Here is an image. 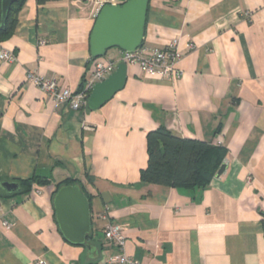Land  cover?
<instances>
[{
	"label": "crops",
	"instance_id": "0c3cea01",
	"mask_svg": "<svg viewBox=\"0 0 264 264\" xmlns=\"http://www.w3.org/2000/svg\"><path fill=\"white\" fill-rule=\"evenodd\" d=\"M104 1L26 0L0 41L16 57L0 59V183L20 187L11 196L0 187V264H109L111 223L140 264H264V0H149L144 47L178 39L182 77L128 65L124 89L102 108L57 105L28 74L78 92ZM160 127L225 148V172L204 190L141 183L147 135ZM34 177L50 183L20 184ZM66 180L91 198V252L59 229L54 197Z\"/></svg>",
	"mask_w": 264,
	"mask_h": 264
},
{
	"label": "water",
	"instance_id": "95a60500",
	"mask_svg": "<svg viewBox=\"0 0 264 264\" xmlns=\"http://www.w3.org/2000/svg\"><path fill=\"white\" fill-rule=\"evenodd\" d=\"M20 0H1V28L4 29L13 4ZM118 5H104L95 22L90 48L93 59L104 58L113 49L133 52L140 48L145 39L149 0H117ZM128 65L121 63L105 81L97 83L88 98L87 107L95 111L102 108L122 91L127 81ZM223 163L216 174L220 177L226 170ZM0 187L7 194H14L20 187L15 182H1ZM54 207L59 229L65 240L76 246L93 251L87 244L92 235L91 205L79 185L61 187L54 197Z\"/></svg>",
	"mask_w": 264,
	"mask_h": 264
},
{
	"label": "trees",
	"instance_id": "16d2710c",
	"mask_svg": "<svg viewBox=\"0 0 264 264\" xmlns=\"http://www.w3.org/2000/svg\"><path fill=\"white\" fill-rule=\"evenodd\" d=\"M26 0H20L12 5L5 28L0 26V41L7 39L14 31ZM67 0H37L40 6L59 3ZM1 12V0H0ZM1 25V22H0ZM144 46V43L143 45ZM85 84L79 89H84ZM147 167L140 172V182L172 187L176 189H206L216 176L226 157V149L207 142L181 139L174 136L166 128L160 127L147 135ZM47 179L34 177L20 184L27 189L34 184L46 186ZM67 185H79L76 180H66L57 185V191ZM55 193V194H56ZM15 194V193H14ZM9 196L13 194H8ZM90 201V197L86 194ZM94 242V235L89 236L87 244ZM76 246V245H75ZM84 248H86L84 246Z\"/></svg>",
	"mask_w": 264,
	"mask_h": 264
},
{
	"label": "built area",
	"instance_id": "2783aa9c",
	"mask_svg": "<svg viewBox=\"0 0 264 264\" xmlns=\"http://www.w3.org/2000/svg\"><path fill=\"white\" fill-rule=\"evenodd\" d=\"M120 3L117 0H105L102 5H118ZM182 58L183 54L179 50V41L173 39L163 49H149L141 46L133 52H123L120 59L105 57L95 59L93 71L86 81L84 89L80 92H73L70 89L59 91L58 83L55 80L45 79L38 73H29L28 80L52 98L57 105L69 104L72 109L77 110L87 105L93 87L97 83L105 81L121 63L136 66L148 76L177 81L182 77V73L176 66ZM0 59L9 63L16 61L14 53L10 51H2ZM126 238L125 229L121 224L111 223L105 229L104 239L116 249V253L109 258V264H140L135 258L127 256L125 252ZM37 264L45 263L39 261Z\"/></svg>",
	"mask_w": 264,
	"mask_h": 264
}]
</instances>
